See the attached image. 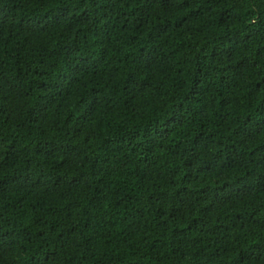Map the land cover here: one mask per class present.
Returning <instances> with one entry per match:
<instances>
[{"label": "trees", "instance_id": "16d2710c", "mask_svg": "<svg viewBox=\"0 0 264 264\" xmlns=\"http://www.w3.org/2000/svg\"><path fill=\"white\" fill-rule=\"evenodd\" d=\"M0 264H264V0H0Z\"/></svg>", "mask_w": 264, "mask_h": 264}]
</instances>
